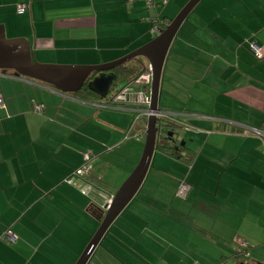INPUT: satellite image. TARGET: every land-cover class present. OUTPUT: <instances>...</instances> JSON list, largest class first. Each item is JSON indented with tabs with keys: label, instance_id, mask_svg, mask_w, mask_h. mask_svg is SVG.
Segmentation results:
<instances>
[{
	"label": "crops",
	"instance_id": "0c3cea01",
	"mask_svg": "<svg viewBox=\"0 0 264 264\" xmlns=\"http://www.w3.org/2000/svg\"><path fill=\"white\" fill-rule=\"evenodd\" d=\"M189 2L0 0V25L7 38L27 40L40 64L100 66L151 42L158 21ZM74 95L0 71V264H76L104 212L80 181L65 180L91 150L92 194L113 196L140 160L125 139L144 108L133 94L122 110L102 105L108 95L95 94L102 104ZM159 109L200 132L180 138L189 141L179 158L155 150L87 264H211L234 256L240 241L255 264L264 256V148L252 134H264V0L196 5L168 52ZM181 182L185 198L176 197ZM7 231L15 242L2 239Z\"/></svg>",
	"mask_w": 264,
	"mask_h": 264
},
{
	"label": "water",
	"instance_id": "95a60500",
	"mask_svg": "<svg viewBox=\"0 0 264 264\" xmlns=\"http://www.w3.org/2000/svg\"><path fill=\"white\" fill-rule=\"evenodd\" d=\"M200 1L190 0L166 29L161 30L160 34L148 44L116 62L100 66L77 67L40 64L34 59L31 46L27 40L7 39L4 27L0 25V71L3 73L13 72V75L17 78L22 77L48 85L62 94H76L84 86H87L97 96L105 98L116 79L114 74H108V72L135 58H142L146 60L152 73L150 111L158 113L160 112L159 99L162 74L168 52L180 27ZM93 74L97 75L91 78ZM156 121L157 118L154 115L148 118L145 144L140 160L113 195L96 234L76 264H87L89 262L110 226L139 192L156 150Z\"/></svg>",
	"mask_w": 264,
	"mask_h": 264
},
{
	"label": "built area",
	"instance_id": "2783aa9c",
	"mask_svg": "<svg viewBox=\"0 0 264 264\" xmlns=\"http://www.w3.org/2000/svg\"><path fill=\"white\" fill-rule=\"evenodd\" d=\"M146 7L148 9L156 8L158 0H145ZM28 9L27 5H20L18 6V12L19 13H24ZM169 24H165L163 22L158 23L156 27L152 29V33L158 36L160 34L161 30L166 29V27ZM250 50L253 53V55L257 58L262 57V50L260 47H258L256 44H251L250 45ZM151 81H152V73L151 69L148 66V69L145 70L137 80H135L132 84L125 86L122 88L118 93L115 94V96L111 99L113 103L115 104H128L130 103V96L133 94L135 98V103L138 104L139 106L144 107L142 110H139L137 112V116L134 120V125L138 124V122H141V119L145 124L141 128L140 131V137H145V131L147 128V121L148 118L152 115L156 116L157 121H156V129H157V135L160 133L159 128L160 124L159 121L161 118L163 119H170L173 120L174 117L170 113H164V112H158V113H153L150 111V94L148 93L147 90L151 87ZM150 92V91H149ZM0 104H2V100H0ZM110 108V107H109ZM113 109V108H112ZM118 110H122L123 107L121 108H114ZM37 112H41L42 108L41 107H36ZM252 133L262 139V143L264 146V134L262 132H259L257 130H252ZM95 159V155L91 151H86L82 154V165L74 170L71 175L65 180L66 183L70 185H75L77 182H81L83 185L82 192L86 195L89 196L91 200H94L98 203L99 208L105 213L110 202L113 199V196H102V195H93L92 194V188L89 187L87 184H83L85 182V178H87L90 173H91V166L92 162ZM190 190V186L186 184L185 182H181L178 186L177 189V196L180 198H185L186 195L188 194ZM2 239L7 241V242H15L16 237L13 235L11 232L7 231L3 236ZM248 245L240 241L239 242V248L236 250L237 255H241L243 257H248L247 253Z\"/></svg>",
	"mask_w": 264,
	"mask_h": 264
},
{
	"label": "trees",
	"instance_id": "16d2710c",
	"mask_svg": "<svg viewBox=\"0 0 264 264\" xmlns=\"http://www.w3.org/2000/svg\"><path fill=\"white\" fill-rule=\"evenodd\" d=\"M160 22H163L165 24H170L172 21H170V20L168 21V20L164 19V20L158 21V23H160ZM147 69H148V64H147L146 60H144L142 58H135V59L123 64V65H120V66L116 67L112 71L108 72V74H110V73L114 74L116 79L113 82V84H112V86H111V88L109 90L108 96L104 99V101H106V102H103L104 104L100 103L101 102L100 100L98 101L99 98L93 92H91L87 88V86H84L74 96H80L81 98H83V99H85L87 101H89L90 99L96 98L97 101L100 104H102L104 107H107V108L110 107V109L111 108H113V109L114 108H121L123 106L122 104H116V103L114 104L113 101L111 100L115 96V94L118 93L121 90V89L116 88V86L118 84H121V83L125 84L124 86H128V85L132 84ZM10 73L13 74V72H10ZM96 75L97 74H93L91 76V78H94ZM164 113H170L174 117V119L173 120L163 119V118L160 119V121H159V124H160L159 132L160 133L157 135L156 150L159 149V150H161L162 152H164V153H166L168 155H171L173 157L179 158V157H181L182 149L179 146L178 141L177 142L173 141V137H174V135H176V132L180 131L182 133H199L200 130H199L198 127H196L191 122H188V121L185 122L183 120H179L171 112L167 111V112H164ZM142 120H144V119L142 118L141 122H138V124H135V125H134V121L132 122V126H131V129H130V132L125 138L126 142L138 141V139L142 138V137H140V131H141V128L143 127V125L145 124ZM168 133L172 134V136H169ZM263 148H264V146H263ZM104 151L108 152V151H110V149H106ZM94 160H93V162H94ZM93 162H92V164H93ZM91 174H92V166H91L90 175L87 178H85V182H87L86 184L89 187H91V184L87 181V179L91 177ZM81 187H83V185ZM80 189L82 190V188H80ZM102 196H108V195H104L103 194ZM109 196H111V195H109ZM176 197L180 198V197L177 196V191H176ZM91 201L93 203H96V205L98 206V203L96 201H94V200H91ZM238 248H239V243H237L236 249H235V253H234V257H236V259H238L239 261L244 259V258L250 259V254L248 253L249 246H248V249H247L248 257H243L241 255L238 256L237 253H236V250ZM195 264H198V263H195ZM220 264H225V263L221 262Z\"/></svg>",
	"mask_w": 264,
	"mask_h": 264
},
{
	"label": "rangeland",
	"instance_id": "374dc122",
	"mask_svg": "<svg viewBox=\"0 0 264 264\" xmlns=\"http://www.w3.org/2000/svg\"><path fill=\"white\" fill-rule=\"evenodd\" d=\"M6 38H7V36H6ZM7 39H10V38H7ZM124 85L125 84H122V83L121 84H118L116 86V88L121 89L122 87H124ZM183 135H186V133H182L180 131H177L176 132V135H174V137H173V141H176V142L179 141V145H181L183 142H188L189 141V137L188 136L186 137L185 141H184V139H183V141H180V138L183 137ZM131 144H138L139 150L142 152L143 151V148H144V144H145V137H143L141 139H138V141H130V142L127 143L126 146H131ZM125 149H127V147ZM112 171H114V170H112ZM186 245L189 246V244H186ZM226 251H228V250H226ZM259 259H261V260H259ZM242 260L245 261L246 263H253L251 261V258L250 259L244 258ZM252 260L253 261L257 260V262L264 263V256H262V258H256V259L255 258H252ZM238 261L239 260L236 259V257H234L233 254H232L231 258H228V259H224V258L216 259L215 261L211 262V264H220L221 262H223L225 264H237ZM188 263H190V262L188 261L187 264Z\"/></svg>",
	"mask_w": 264,
	"mask_h": 264
},
{
	"label": "flooded vegetation",
	"instance_id": "af4514ba",
	"mask_svg": "<svg viewBox=\"0 0 264 264\" xmlns=\"http://www.w3.org/2000/svg\"><path fill=\"white\" fill-rule=\"evenodd\" d=\"M237 264H254V263H246L245 261H239L237 262ZM255 264H264V263H260V262H256Z\"/></svg>",
	"mask_w": 264,
	"mask_h": 264
}]
</instances>
